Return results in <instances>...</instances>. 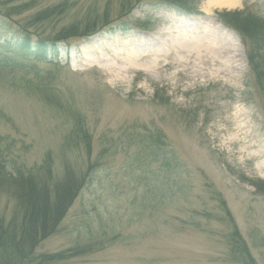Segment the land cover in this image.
I'll list each match as a JSON object with an SVG mask.
<instances>
[{"label": "rangeland", "instance_id": "rangeland-1", "mask_svg": "<svg viewBox=\"0 0 264 264\" xmlns=\"http://www.w3.org/2000/svg\"><path fill=\"white\" fill-rule=\"evenodd\" d=\"M178 2L195 13L135 1L129 16L146 21L144 30L103 28L71 38L59 45L57 65L7 66L14 57L0 49V134L8 157L27 170L49 153L56 175L65 164L77 171L87 160L98 164L37 252L91 249L53 264H241L228 256L233 228L255 264H264V82L260 92L238 34L217 19L241 10L264 19V0ZM64 3L63 15L36 18ZM119 6L0 0V17L16 31L45 37L88 12L114 19ZM37 84L53 90L60 106L26 89ZM77 115L91 137L90 156L69 140ZM11 207L0 190V212Z\"/></svg>", "mask_w": 264, "mask_h": 264}, {"label": "trees", "instance_id": "trees-1", "mask_svg": "<svg viewBox=\"0 0 264 264\" xmlns=\"http://www.w3.org/2000/svg\"><path fill=\"white\" fill-rule=\"evenodd\" d=\"M135 1L138 0H120L114 19L106 11L101 15L88 12L45 37L34 36L24 29H12L3 15L0 17V49L14 57V61L6 65L22 66L23 61L57 65L60 57L59 45L67 43L71 38H86L103 28H106L105 31L120 34H128L135 29L144 30L148 24L146 21L129 16ZM147 1L156 10L174 11L180 15L195 13L190 4L178 0ZM67 11L65 3L59 4L52 9L40 11L36 18L43 20L56 14L63 15ZM217 19L238 34L245 48L248 72L252 74L255 84L262 92L264 19L246 10L221 12L217 14ZM8 80L10 83L16 81L13 77ZM28 81L25 80L26 83ZM26 89L32 90L45 104L60 106L58 96L50 88L37 84L27 85ZM0 115L3 116L1 113ZM5 137L7 136L0 134V190L10 197L12 207L6 213L0 212V264H53L89 251L90 244H76L57 252H37V248L44 239L58 230L59 224L88 182L91 172L98 166L97 162L87 160L83 171H77L73 166L65 164L62 172L56 175L50 154L47 153L39 164L24 170L16 165L14 159L8 157L9 145L1 147ZM159 138L161 140L160 132L156 135L155 146H158ZM90 139L84 120L78 115L75 116L69 140L75 145H82L90 156ZM227 248L231 259L241 264H255L234 228L227 236Z\"/></svg>", "mask_w": 264, "mask_h": 264}, {"label": "bare ground", "instance_id": "bare-ground-1", "mask_svg": "<svg viewBox=\"0 0 264 264\" xmlns=\"http://www.w3.org/2000/svg\"><path fill=\"white\" fill-rule=\"evenodd\" d=\"M225 2H223V3H221V5L222 6H229V5H232V4H234V0H224ZM126 64H128V63H125V64H122L120 67H116V68H118L119 70L121 69V68H123ZM106 71V70H105ZM107 72V71H106ZM243 115V114H242Z\"/></svg>", "mask_w": 264, "mask_h": 264}]
</instances>
